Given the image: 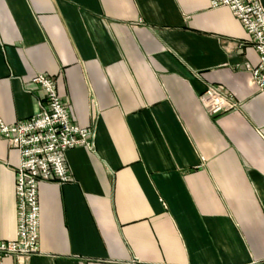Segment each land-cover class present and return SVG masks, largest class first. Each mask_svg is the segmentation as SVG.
Listing matches in <instances>:
<instances>
[{
    "label": "crops",
    "instance_id": "crops-1",
    "mask_svg": "<svg viewBox=\"0 0 264 264\" xmlns=\"http://www.w3.org/2000/svg\"><path fill=\"white\" fill-rule=\"evenodd\" d=\"M258 63L210 0H0V120L40 114L45 75L96 131L67 153L71 183L39 187L41 256L5 264H264ZM209 86L242 107L210 115ZM19 163L0 136V241L17 239Z\"/></svg>",
    "mask_w": 264,
    "mask_h": 264
},
{
    "label": "built area",
    "instance_id": "built-area-1",
    "mask_svg": "<svg viewBox=\"0 0 264 264\" xmlns=\"http://www.w3.org/2000/svg\"><path fill=\"white\" fill-rule=\"evenodd\" d=\"M211 7L228 8L239 20L251 44L259 54L256 67L249 66L253 84L264 91V6L260 0H210ZM31 83L44 96L42 112L26 121L9 125L0 120V136L18 152L20 163L16 170L17 239L0 241V264L8 258L27 262L41 256L40 198L42 183L69 184L72 175L67 153L73 149L95 150L94 128L78 126L72 119L69 106L60 97L57 79L39 75ZM204 111L220 115L238 111L242 105L232 94H225L213 86L200 98Z\"/></svg>",
    "mask_w": 264,
    "mask_h": 264
},
{
    "label": "rangeland",
    "instance_id": "rangeland-1",
    "mask_svg": "<svg viewBox=\"0 0 264 264\" xmlns=\"http://www.w3.org/2000/svg\"><path fill=\"white\" fill-rule=\"evenodd\" d=\"M249 71V70H248ZM211 115V114H210ZM212 116H216V115H212ZM95 130V129H94ZM95 133H96V131H95Z\"/></svg>",
    "mask_w": 264,
    "mask_h": 264
}]
</instances>
